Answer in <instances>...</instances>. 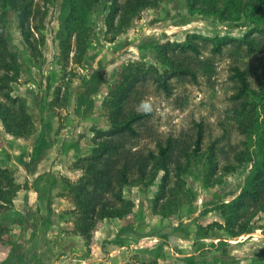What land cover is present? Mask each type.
<instances>
[{"label":"rangeland","instance_id":"374dc122","mask_svg":"<svg viewBox=\"0 0 264 264\" xmlns=\"http://www.w3.org/2000/svg\"><path fill=\"white\" fill-rule=\"evenodd\" d=\"M241 3L243 6L238 5L235 11L231 7V16L224 18L216 15L224 13L220 12V2L216 9L203 12L195 10L202 6L201 0L191 4L193 9L187 0H160L133 16L123 30L110 31L105 22L110 3L100 0L85 13L84 24L76 29L75 34L81 36V51L75 49L74 33L69 35L75 25L67 11L63 13V0H33L28 22L31 48L10 16L7 34L20 60V76L10 91L12 97L25 101L33 125L27 136L16 137L7 134L0 121V167L11 175L16 174L18 159L29 160L33 132L63 124L74 129L84 119L82 111L86 116L91 110L85 111L80 103L84 93L89 98L94 90L88 87L91 80L99 85L106 78L109 85L86 137L71 135L68 144L66 137L58 135L57 141L63 139L64 145L80 147L77 156L71 158L69 154L67 178H53L54 187L64 188V197L52 202L45 190L34 202L36 208H28L21 201L13 204L12 200L0 211V220L8 229L0 237V264H55L58 259L53 248L69 249L67 238L55 236L61 232L56 225L64 220L69 223L65 230L75 232V204L68 191L83 174L79 159L90 155L98 133L111 129L108 95L117 90L118 84L131 80L135 81L129 86L123 107L140 119L132 125L136 135L123 138L128 147L145 155L157 154L158 146H164L168 138L190 143L196 125L201 126L202 143L179 178L172 161L166 160L169 174L164 188L162 169L123 187L131 213L122 219L97 221L90 236L82 237L83 249L95 250V232L106 223L105 238L118 230L120 234L105 243L117 242L123 235L132 242L129 258L119 257L116 264H264V186L261 182L250 183L263 158L259 144L264 148V106L260 104L264 98V4L256 0ZM66 25L70 29L67 34ZM247 37L253 48L259 47L257 51L249 53L246 45L230 42ZM215 38L226 40L219 52H212ZM64 39L68 48L60 42ZM186 43L197 51L187 53L196 58L191 68L195 80L171 75L169 65L159 56L161 46ZM117 56L121 60L112 69ZM167 56L175 60L170 51ZM175 58L179 63L183 56L176 52ZM234 69L245 72L248 85V93L240 103L233 100L238 87ZM164 83L167 91L159 86ZM31 85L39 87L38 96L29 93H34ZM47 92L52 95L48 110L43 102ZM0 102L6 101L0 96ZM241 103H245L244 110H254L256 124L249 135L242 132L245 115L241 114ZM47 111L52 119L45 114ZM38 141L41 143V138ZM210 149L213 168L206 161ZM253 188L259 192L255 200L240 197L244 190ZM67 204L73 209L71 213L55 215L53 210ZM62 256L70 257L68 252Z\"/></svg>","mask_w":264,"mask_h":264},{"label":"trees","instance_id":"16d2710c","mask_svg":"<svg viewBox=\"0 0 264 264\" xmlns=\"http://www.w3.org/2000/svg\"><path fill=\"white\" fill-rule=\"evenodd\" d=\"M100 0H63L66 3L63 8V13L67 11L68 16L72 18L70 36L72 33L75 41V49L77 51L82 50L80 33H76V29H80L81 24L85 22L83 16L86 12L92 9L93 5L97 4ZM110 3L108 13L105 17L106 26L110 31L123 30V28L129 24L130 19L137 15L140 11L156 6L160 0H107ZM189 6L193 9L194 2L200 0H187ZM202 6L195 10H203V12H210L218 7L219 2L222 3V9L217 13V16L227 18L232 7L235 11L238 5L243 6L241 0H201ZM262 6L264 0H256ZM33 0H0V96L5 99V103L0 102V121L9 135L16 137H24L31 133L32 119L28 113L26 103L23 99L18 97H12L10 86L19 79L20 76V60L17 51L11 45L8 38V22L12 15L16 29L19 31L24 42L29 45L28 37L32 36L31 28L28 27L29 18L31 17V5ZM231 3V6H229ZM69 18V17H68ZM69 19H65L68 21ZM118 23L114 25V21ZM71 24V25H72ZM66 34L69 32L67 25L65 26ZM214 48L212 52H219L221 46L224 45L226 40L215 38L212 40ZM65 48H68L67 40L64 39ZM69 42V41H68ZM232 44L246 45L247 52L251 53L253 50L257 51V48H253L249 42V37L242 41L231 40ZM69 44V43H68ZM85 45V43H84ZM67 46V47H66ZM31 48V47H30ZM59 49L62 50V45H59ZM66 49H63V54H66ZM159 56L165 64L169 65L171 75L179 78L189 77L191 80H195V72L191 69L195 63L196 58L191 56L188 51L197 53V51L189 44H169L158 48ZM171 52V57L175 60L171 61L168 58V52ZM182 54L183 58L179 63L175 58V53ZM96 72H93V74ZM164 73H166L164 71ZM163 73V74H164ZM133 78H137L133 75ZM234 78L237 79L238 87L237 93L233 97L236 103L243 101L244 97L248 93L247 81L245 72L239 69H234ZM135 80L123 82L118 84L117 90L108 95L109 106V123L111 129L104 133H98L95 136V147L90 152V155L83 159H79L83 174L74 183V186L69 188L68 193L73 199L75 204V210L72 212L75 219V232L81 237L90 236L94 231L95 224L99 220L123 217L131 213V204L123 197V187L139 179L145 178L148 173L157 172L156 170L162 169L164 171L163 182L161 188L165 187L166 179L169 174V168L166 160H171L173 171H176L177 178L189 167L191 159L194 153H198L200 150V144L202 143L201 126L196 125L197 130L194 135V139L187 143H180L176 139L168 138L164 146L159 145L157 154L148 152L146 155L140 151L133 150L123 142V138L134 137L136 135L132 125L140 119V116H134L133 113H128L124 109V105L129 96V86L134 83ZM162 84V83H161ZM162 86L165 91L168 90V85L165 83ZM98 84L90 82L89 90L94 88L93 92L97 89ZM89 93V92H88ZM92 93V92H91ZM81 98V103L85 105V111L91 108V101L87 97V92ZM87 98V99H86ZM260 104L264 106V98L260 99ZM243 111L242 115H245L243 119L242 132H246L248 135L255 127L254 110H244L245 103H241ZM263 145L259 144V151L263 152V158L258 162L255 171L250 178V183L261 182L264 186L263 169H264V150ZM182 160V161H181ZM206 161L214 167V161L212 159V149H210L209 155L206 157ZM181 186H176L180 188ZM262 190V189H261ZM17 192V185L14 180V176L10 174L7 169L0 167V211L12 203V200ZM173 192V191H172ZM258 191L253 189L244 190L241 196H249L252 200H255L259 195ZM8 229L5 224L0 220V237Z\"/></svg>","mask_w":264,"mask_h":264},{"label":"crops","instance_id":"0c3cea01","mask_svg":"<svg viewBox=\"0 0 264 264\" xmlns=\"http://www.w3.org/2000/svg\"><path fill=\"white\" fill-rule=\"evenodd\" d=\"M121 58L116 57L114 60V64L110 68H114L119 62ZM110 70V69H109ZM105 80V81H104ZM107 79L104 78L101 82H99V85L97 86V89L95 92H92L89 96V100L91 101V110L87 112L86 116L84 115V111H82V114L84 116L83 121L77 122L75 128L72 129L70 125L63 124L62 127H59L56 125V127L50 128L49 126H46L44 128L38 129L36 132H33L31 134V144L29 145V157L26 161L25 159H18V163H16V174L14 176L15 183L18 185L17 192L13 199V204L15 202H24L25 206H28V208H31L34 205V202H38L43 195V193L49 191L50 193V199L52 202L55 200H61L62 197H64V188L59 190L58 187H54L53 185V178L55 176H61L63 178L65 175L67 176V171L70 163V157L69 154L72 153L71 158L77 156L79 154L80 147L74 148L70 145H64L62 143L63 139L57 141L58 135L60 137H63L67 140H64L65 143L67 142L69 144V140L67 137L73 136H85L86 133L90 132L91 124H93V117L94 114L97 113L99 110L100 102L99 100L103 98L104 95H106L107 86H108ZM33 92H29L33 96H38L39 87H33ZM35 90H37L35 94ZM35 94V95H34ZM25 98L24 96H22ZM26 99V98H25ZM52 99V95L50 93V96L47 92V96L45 94L44 97V106H47V110L49 109L48 103L50 104ZM29 102V101H28ZM81 103V99H80ZM30 106V105H29ZM41 109V108H40ZM41 111V110H40ZM50 111H47L45 114L49 117V119H52V114H49ZM81 113V112H80ZM50 115V116H49ZM64 120V119H63ZM62 120V121H63ZM66 120V119H65ZM69 120V119H68ZM38 138H41V143L39 141L36 143V140ZM44 138V141L42 139ZM34 141V142H33ZM33 142V143H32ZM72 149V150H71ZM27 162V163H26ZM64 170L66 171V174H64ZM59 172L60 175H59ZM59 192L54 194L56 191ZM25 199V200H24ZM51 205V204H50ZM47 206V205H45ZM37 205L34 207L36 208ZM42 206H40L41 208ZM53 207V206H52ZM72 207L70 205H66L65 207L59 209V210H53L55 211V215H66L71 213ZM54 215V216H55ZM69 225L66 221H62L61 224L56 225V227L61 228L60 234L56 237L59 238H67V245L69 246V249H63L61 246H56L53 248V252L56 255L58 260L54 261L55 264H116L115 259L122 258L125 260V258L128 257V252L131 250L130 244H132L131 240L127 238L126 235L121 236L123 239L117 240V242H114L115 240L109 241L105 243V240L113 239L116 234H120V232H114L115 235H111L109 238H105L106 233L108 234V230L105 228L106 223L103 225L101 229H99L97 232H95L94 235V243H95V250L91 251V249H83L82 246V237L76 234L75 232L68 230H65V226ZM110 225L108 226V228ZM112 228V227H111ZM126 236V237H125ZM71 238V240H70ZM119 238V236H118ZM65 240V239H64ZM133 242H135V239L133 238ZM72 244V246H71ZM66 245V244H65ZM69 253V258H65V255L67 252ZM84 253V255H83ZM94 254H97L99 257H95ZM88 255V256H87ZM94 256V257H93ZM89 257V258H88ZM128 260V259H127ZM49 262V261H47ZM52 262V261H51ZM50 262V263H51ZM45 264V263H44ZM126 264V263H125ZM128 264V263H127ZM131 264V263H130ZM136 264V263H135Z\"/></svg>","mask_w":264,"mask_h":264}]
</instances>
